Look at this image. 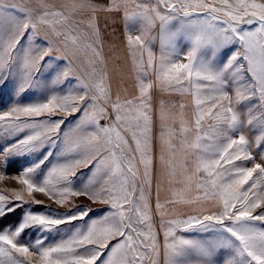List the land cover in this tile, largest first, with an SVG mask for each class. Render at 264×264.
Here are the masks:
<instances>
[{
	"label": "snow or ice",
	"instance_id": "1",
	"mask_svg": "<svg viewBox=\"0 0 264 264\" xmlns=\"http://www.w3.org/2000/svg\"><path fill=\"white\" fill-rule=\"evenodd\" d=\"M0 86V264H264V0H0Z\"/></svg>",
	"mask_w": 264,
	"mask_h": 264
},
{
	"label": "rangeland",
	"instance_id": "2",
	"mask_svg": "<svg viewBox=\"0 0 264 264\" xmlns=\"http://www.w3.org/2000/svg\"><path fill=\"white\" fill-rule=\"evenodd\" d=\"M106 2V0H104ZM17 2H24V0H17ZM34 2V0H33ZM58 2H63V0H58ZM63 63V62H61ZM2 88V94H0V110L6 108L14 99V96L12 94V91L10 87H3ZM37 95V90L33 89L29 92L25 93L23 96L20 97V101L27 103L30 102L35 96ZM46 151V150H45ZM43 153H36L33 156H20L15 157L13 159V162L10 164V166L7 167L6 171L8 175L4 176L3 179H0V194L4 195H11V192L13 190H19L21 187L16 179L15 176L19 174L20 171H22V166L27 167L31 162H33L34 159L42 158ZM5 169L2 164H0V173L4 172ZM85 173V171H84ZM83 176L81 177V179ZM37 199H40L44 202V205L50 207L51 209L58 211V212H64L66 209L64 208H58L54 203L49 201L46 197L43 196V194H35ZM78 203H88L86 200L81 198L77 201ZM32 207L37 210H42V206L38 205H26L25 207ZM99 205H92L94 208H98ZM31 231V230H29ZM162 238V237H161Z\"/></svg>",
	"mask_w": 264,
	"mask_h": 264
},
{
	"label": "crops",
	"instance_id": "3",
	"mask_svg": "<svg viewBox=\"0 0 264 264\" xmlns=\"http://www.w3.org/2000/svg\"><path fill=\"white\" fill-rule=\"evenodd\" d=\"M101 2H105L104 0H101ZM107 18L101 14L100 19H99V24L100 27L102 28L103 32H104V38H105V48H104V53L105 56H111L114 52L118 54L120 60L119 63L121 65H125L126 60H127V47H126V38L122 33V27L121 24L119 22V20H117L115 23L112 22L111 19H107V26H105V20ZM115 41L116 43V47L112 46V42ZM158 95V94H157ZM170 99H176L175 97L170 98ZM102 123H104L102 121ZM83 171H85V173L88 172L87 169H84ZM84 179V177L82 178ZM166 193L165 192H161V199L163 200L165 197ZM102 205H99L98 208H102ZM153 208H154V204H153ZM176 211L178 213H183L187 211L186 206H182V205H178L176 207ZM156 220L159 219L158 216L155 217Z\"/></svg>",
	"mask_w": 264,
	"mask_h": 264
}]
</instances>
